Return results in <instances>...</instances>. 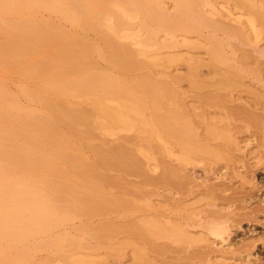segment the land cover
<instances>
[{
  "label": "bare ground",
  "instance_id": "1",
  "mask_svg": "<svg viewBox=\"0 0 264 264\" xmlns=\"http://www.w3.org/2000/svg\"><path fill=\"white\" fill-rule=\"evenodd\" d=\"M234 1L243 2L264 31V1ZM214 17L210 0H0V70L29 83H17V93L0 88V253L33 240L38 249L74 253L120 245L141 258L166 252L172 238L186 242L175 224L139 206L159 188L187 186L179 170L158 161L163 154L154 157L163 149L158 142L178 148L184 161L219 159L228 156L237 128L264 133L263 116L260 121L250 108L228 105L236 104L230 93L239 85V68L264 85V51H245L247 65L236 61L229 40L237 30ZM134 25L148 47L158 37L171 39L170 47L153 50L170 53L147 60L114 38ZM177 35L204 41L198 58L171 54ZM208 115L226 123L208 124ZM230 194H224V207L236 204ZM220 213L208 216L211 237L240 222Z\"/></svg>",
  "mask_w": 264,
  "mask_h": 264
},
{
  "label": "rangeland",
  "instance_id": "2",
  "mask_svg": "<svg viewBox=\"0 0 264 264\" xmlns=\"http://www.w3.org/2000/svg\"><path fill=\"white\" fill-rule=\"evenodd\" d=\"M255 1L258 2V0ZM259 1L263 2L264 0L263 1L259 0ZM239 3H243V2L237 3L234 0L233 1L210 0V4L213 7V13L216 14L217 19L223 20L222 22H225L227 25L231 26L232 29L234 28L233 31L237 30L236 32L237 35L234 33L235 37L233 36L234 35L233 34L232 35L233 37H231V39L229 38L230 40L228 39L230 41V42L228 41L229 44L231 45L233 44L234 46L233 47L234 50L232 49V52L234 51L233 54L235 55V57L237 56L236 61L242 60L241 55H244L245 51L246 52L250 51L253 53L254 52L258 53L259 51L261 52L262 50L264 51V31L260 29L258 26H255L257 23L253 22V17L251 18L252 14L249 15L250 12L249 13L247 12L248 11L247 8L244 9L245 6ZM216 17L214 18L216 19ZM49 18L55 20L53 16ZM43 19L46 20L48 19V17L43 16ZM248 19H250L251 21ZM109 23L110 22H108L107 25ZM136 27L137 26L134 25L127 29H122L118 31L117 34L118 36L114 38L119 43L130 45L132 50H136V51L141 50V52H143L142 54H147L149 56L147 60H150V58H152L153 55H155V57H158L159 55L160 59L162 57L164 58L165 57L164 54L168 53L169 51L160 50L158 51V53H153V50L155 49L154 47L161 48V45L170 47V44L167 42H169L171 39L166 38L167 39L166 40L163 37H158L157 42L152 46H150L151 47L150 48L144 43L140 42L144 35H139L137 33ZM257 29L258 31H256ZM173 40L176 41V43L179 45L177 49L175 48V51L174 50L171 51L172 52L171 54H177L179 56L181 55L182 58L185 59H188L190 57L198 58L199 57L198 55L202 52L199 47H202L201 45H204L203 40L201 41L199 40V38L197 40V37H193V36L189 37V36L177 35L176 38ZM194 45L196 48L194 47ZM243 57L245 58V56ZM242 61L244 62L245 59ZM234 65L238 66V64H234ZM244 65L247 64L245 63ZM254 65L255 64L251 65L249 63V67L252 66L253 68H256L255 67L256 65L255 66ZM259 68L260 67H258V69ZM239 69L241 73L240 75L239 73H237V75L240 76L241 78L243 77L242 75L244 74V77H246L247 79L249 78L250 81L249 79L248 80H246V78L244 79V77L243 79H240L237 76L240 79L237 80L236 78L237 82L239 81V85L236 82L237 83L236 87L238 89L236 87H234L235 88L234 90H232L233 88L228 89L229 91L230 90L234 91V92L230 91L231 93L228 91L231 95L233 94L232 95L233 98L230 94L228 95L227 93V95L230 96L227 98L229 99L232 98L234 101H236L234 102L236 104L234 105L232 102H230L231 105L235 106L234 107L231 106L230 103H228V105L230 106L229 108H232L233 111H243V112H245L247 109L250 108L249 111L251 110L253 112L252 116L257 115L256 117L259 118V116L261 115L264 117V90L262 91L260 89V88H264V85L262 84L260 87L255 83L254 80L251 79L252 77L250 78V76L248 77L247 75H245L246 70L244 68L243 69L239 68ZM243 70L245 72H243ZM262 71H263V67H262ZM228 76L231 77L230 75ZM25 81H26L25 78L19 77L17 75H13L12 72L4 73L2 70H0V88L2 87L1 84H3L5 87L7 86L8 89L10 88L12 92L17 93L18 91L16 90V84L17 83L19 84L20 82L25 83ZM247 81L251 83L253 81L255 85L250 83L251 84L250 86L247 83ZM27 82L28 81H26V83ZM257 83L260 84L259 82ZM26 85H29V83H27ZM229 99H227V102L229 101ZM232 99L230 100L232 101ZM241 99L246 103L241 101ZM247 101L249 103H247ZM237 102H239L238 105L239 107L241 106L244 107H242V109H240L239 107L238 109H236V105L238 104ZM241 102H243V104L246 105H242V104L240 105ZM255 112L256 113L258 112L260 114L258 113L256 114ZM218 116L212 115L210 116L211 117L210 118L208 115L206 117V119L208 118L207 119L208 121L207 120L204 121H207L208 124L211 125H214L212 123H214L215 121V123H217L216 126H218V128H221L223 127L222 124L226 122L221 123V121H223V118L221 117L217 118ZM259 119L260 121L262 120L261 118ZM243 130L244 129H242L241 131L240 128L239 130L240 133H239L237 132L238 131L237 128V130L234 131L235 133L233 132V134H231L233 138H231L232 141H230V138L228 141L230 143L229 145L231 146V148L228 147V149H226V154L229 152L228 156L227 157L225 156L226 160L225 157L222 158L223 156L218 159L206 155L199 157L197 156L194 157L195 159L191 158L190 160H185L186 161L185 162L182 159V156L179 154V152H176L178 151V148L175 147L173 148L166 145L165 143L163 144V142L161 144L160 142H158V145L160 147L163 146L162 147L163 149L161 148L162 149L161 153L156 150L153 154L154 157H158L163 154L161 157L157 158L158 161H162L165 163L168 162L167 163L168 165L173 166L176 170H179L178 173H180L179 175H181V177L182 176L184 177V178L182 177L183 179H186L185 181L187 186H184L185 191L184 188L181 189L180 191L176 189H174L175 190L174 191L173 188L172 189L167 188L168 190L166 189V187L159 188L156 196L152 195V197L149 198L145 202V204L141 202L142 204L140 203L141 205L139 206L141 207L146 206L145 209H147V211L149 210V212L147 213H150L151 211L150 215L153 214L154 215V216L152 215L153 217L155 216L158 217V220L160 222L162 223L164 222V224H167L168 226L170 225L174 226L175 224L176 225L175 227L179 228L180 234L185 235V237H187L186 238L187 240L186 242H184V244L181 242H180L181 245L179 242L174 243V239L176 240L177 238H172L173 239L172 242L170 241L171 239L168 241L165 240L164 242L167 241L166 242L167 244L166 246L168 248L166 251L167 253L165 251L159 253V255L156 254L145 255L143 253L145 257L141 254L140 255L141 258H137V256L139 255H137L136 253L134 254L131 253L133 252L132 248L125 249L120 245H114V246L112 245L109 248H100L99 249L100 251L98 249L95 250L92 248L89 250L82 249L83 251L80 249L75 251L74 253L69 249L66 250L64 249L59 252L38 249L35 247L34 241L29 240L28 242L21 243L16 247L9 246L5 248L4 251L0 253V264H105V263L106 264H137V263L138 264H264V143H263L264 139L262 140V138L264 137V133L262 134L263 136H259L257 134L258 137H260L258 138L256 136V132L254 133V131L252 132L251 130L250 133L252 132L253 135L257 137L256 138L255 136L252 137L250 133L245 132ZM220 141L222 144L220 143ZM216 143L215 144L218 146L216 150L219 151L220 149H222L220 145L223 146L224 141L222 142V140L219 139V141L217 140ZM167 146L169 148H166ZM227 150L229 151L227 152ZM211 151L216 152L214 150ZM151 164L153 165L154 163ZM152 165L151 168L152 167L154 168V166ZM157 172L158 170H156L154 173L157 174ZM155 174L152 175L155 176ZM223 185L226 186L227 188H230L232 191L230 189L229 191H225L224 189L227 190V188L226 187L223 188L224 187ZM211 187H213L214 189ZM169 189L171 191H169ZM208 189L209 190L213 189L215 192H211L210 190L211 193H208L209 192ZM226 192L227 194L231 193L230 195H228V197L232 195L231 196L232 199H230V201L233 200L234 202L231 203L237 204V205L234 204L237 207L236 208L234 207V205L230 203L235 209V210L232 209L233 211L232 210L230 211V208H232L231 205L229 206L230 207L229 208V207H224L223 203L221 204L222 199L224 200V196H226L224 195L226 194ZM221 193L223 195H221ZM214 202L216 206H218L217 208L216 206H214L215 205ZM211 203L213 205H211ZM208 204H210L211 206ZM221 209L225 210L222 212L231 213V215H233L231 217H234L235 219L237 217V221L240 222L239 223L237 222V225L235 224L234 228H232L231 231H229V233L223 234L217 238L211 237L207 232L208 231L207 220L209 218L208 216L210 214L211 216L216 215L215 217H217V214L218 212L220 213ZM211 212L212 213L214 212L213 215ZM221 213H220V217L224 216L221 215ZM150 215L148 219H151L152 216ZM172 217H176V218H172ZM161 218H163V220ZM168 245L169 246L171 245V247H169ZM91 250H94V252ZM12 257L18 258L17 261H12L11 260ZM143 257L145 258L143 259L144 262L142 261ZM112 259L115 260L113 261Z\"/></svg>",
  "mask_w": 264,
  "mask_h": 264
}]
</instances>
